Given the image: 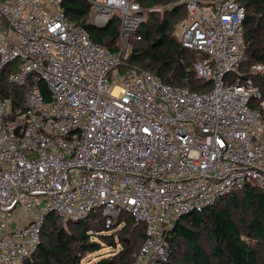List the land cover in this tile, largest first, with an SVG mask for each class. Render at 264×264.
I'll use <instances>...</instances> for the list:
<instances>
[{
  "label": "built area",
  "instance_id": "1",
  "mask_svg": "<svg viewBox=\"0 0 264 264\" xmlns=\"http://www.w3.org/2000/svg\"><path fill=\"white\" fill-rule=\"evenodd\" d=\"M63 0H0V79L25 86L22 108L0 92V264H24L49 212L67 224L100 210L145 225L131 264H165L166 231L249 184L264 192V63L247 71L242 0H178L175 29L207 91L125 65L128 49L93 41ZM91 21L120 35L144 23L136 0H88ZM44 83L48 94L40 89ZM29 213L7 226L11 214Z\"/></svg>",
  "mask_w": 264,
  "mask_h": 264
},
{
  "label": "trees",
  "instance_id": "2",
  "mask_svg": "<svg viewBox=\"0 0 264 264\" xmlns=\"http://www.w3.org/2000/svg\"><path fill=\"white\" fill-rule=\"evenodd\" d=\"M136 1L147 7L162 5L163 12L161 16L157 11L149 12V22L145 21L137 31L141 39L132 38L133 42L144 45L136 44L130 48L125 65L154 73L172 86H188L198 92L209 90L210 81L198 77L192 68L194 53L184 48L175 35L176 26L186 17L184 5L178 0ZM242 4L246 8L244 36L247 60L241 69L247 71L252 64L264 63V0H242ZM61 6L93 41L113 52L119 50L116 42L120 36V21L116 15L107 25L99 27L91 21L88 0H63ZM258 84L262 96L253 100L251 106L264 117V86L261 82ZM40 89L44 95L48 94L44 83H40ZM0 92L12 97V109L22 108L25 86L8 83L5 72L1 75ZM233 208L243 215L249 213L247 220L237 223L232 215ZM122 214L107 228L97 209L83 219L71 221L69 224L74 230L68 233L59 225L56 214L49 212L42 225L40 243L24 264H84L86 254L103 246L117 245L122 247L91 264H131L144 241L145 225L128 213L121 224ZM138 226V237L142 242L132 253L128 243ZM204 231L210 242L207 249L199 240ZM166 236L170 252L165 264H264V192L253 184L230 192L200 212L193 211L171 219ZM182 241L186 243V251L179 253L177 244Z\"/></svg>",
  "mask_w": 264,
  "mask_h": 264
},
{
  "label": "rangeland",
  "instance_id": "3",
  "mask_svg": "<svg viewBox=\"0 0 264 264\" xmlns=\"http://www.w3.org/2000/svg\"><path fill=\"white\" fill-rule=\"evenodd\" d=\"M175 1H177V0H175ZM141 7L143 8V11H144V14H143L144 22L145 21L149 22L148 18H149V12L150 11H153V10L157 11L159 16H161L162 12H163V10H162L163 6L162 5H158V6H154V7H147L145 5H141ZM132 38H134V34L132 32H130L126 36L120 35L118 41L116 42V45L119 46V49L122 48V46H124L125 48L128 49V52H129L130 48H132L136 44H138L140 46L144 45V43H142V42H140V43L133 42L134 40ZM232 215H233L234 219L237 221V223L238 222L241 223L242 219L247 220L249 213H246L243 215V212H241L240 210H238L236 208H233L232 209ZM28 216H29V213L24 211V210H20L18 213L14 212L11 214V218H10V220L7 221L6 224H7V226L12 227L13 224L24 223ZM125 216H127V214L123 213L122 217H121V219H122L121 224H123L122 221H124ZM91 221H92V219L89 220V223ZM69 223L70 222H68L67 224H63L62 222H60L59 225L64 230H66L68 233H70V232H73L74 227L71 226ZM138 231H139V226H138L137 230L134 232V234L131 236L130 241L128 243L129 244L128 247L132 250V253L139 247V245L142 242V239H140L138 237ZM199 240H200V243H201L203 248L207 249L210 246V242L207 239L205 231L201 233ZM44 241H45V239H43V242ZM177 245H178L177 250L179 253L186 251V243L185 242H183V241L179 242ZM121 247L122 246H120V245H117L116 247L103 246L98 251L86 254V256L83 259V262H84V264H91L93 261L97 260L99 257L111 254V253H113V250H118ZM84 249L85 248L83 247L82 250H84Z\"/></svg>",
  "mask_w": 264,
  "mask_h": 264
}]
</instances>
